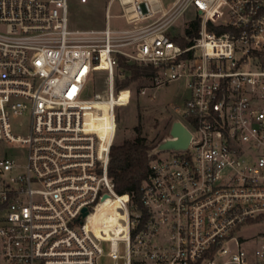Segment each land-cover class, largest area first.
<instances>
[{"label":"built area","instance_id":"built-area-1","mask_svg":"<svg viewBox=\"0 0 264 264\" xmlns=\"http://www.w3.org/2000/svg\"><path fill=\"white\" fill-rule=\"evenodd\" d=\"M121 59L155 69L140 97L184 83L173 110L193 136L151 160L137 196L109 176L118 111L134 99H119ZM100 72L106 94L92 97ZM25 114L29 133L15 136ZM103 256L264 264V0H109L103 29L76 30L69 0H0V264Z\"/></svg>","mask_w":264,"mask_h":264},{"label":"rangeland","instance_id":"rangeland-1","mask_svg":"<svg viewBox=\"0 0 264 264\" xmlns=\"http://www.w3.org/2000/svg\"><path fill=\"white\" fill-rule=\"evenodd\" d=\"M171 1L173 0H163L165 4ZM106 5L107 0H87L85 4L80 3L79 0H69V29H103L105 27ZM113 11L116 12L115 6ZM185 18L193 19L194 10H191ZM121 22V20H112V26H120ZM118 72L121 76L116 79V82L117 80H123L125 75L122 67H120ZM89 84L92 97H94L95 93H100L104 96L107 90V74L104 72L98 73L95 82ZM141 85L149 87L151 82L150 80L136 81L119 94V99L126 101L134 93V99L131 104L120 108L118 111L115 144H121L124 140L132 139L135 136L134 128L139 126V124L142 125L144 136L149 140L158 142L159 138L164 135V128L176 118L173 106L180 101L184 94L185 86L183 82H173L166 86L148 90V95L144 97H140V90L137 89ZM29 127L30 117L28 114L12 117L11 128L15 136H26L29 133ZM18 154L19 156L15 157L16 161L18 164L23 165L26 157L25 149ZM165 156L167 154L160 155V157ZM252 232H254V229L245 231V233ZM98 264H112V262L106 256H103Z\"/></svg>","mask_w":264,"mask_h":264},{"label":"trees","instance_id":"trees-1","mask_svg":"<svg viewBox=\"0 0 264 264\" xmlns=\"http://www.w3.org/2000/svg\"><path fill=\"white\" fill-rule=\"evenodd\" d=\"M198 26L199 23H196V28ZM120 67L124 69L125 75L123 80H117V90L127 89L136 81H151L155 75L154 68L127 63L124 59H121ZM142 87L144 86H138L137 89L140 90ZM173 121L164 128V135L159 138V141L168 134ZM134 131L135 136L132 139L124 140L121 144H114L112 146L109 176L113 179L116 191L119 194L129 193L137 196L142 184L148 178L151 160L157 157L150 159L148 151L154 148L159 141L149 140L144 136L142 125L140 124Z\"/></svg>","mask_w":264,"mask_h":264},{"label":"water","instance_id":"water-1","mask_svg":"<svg viewBox=\"0 0 264 264\" xmlns=\"http://www.w3.org/2000/svg\"><path fill=\"white\" fill-rule=\"evenodd\" d=\"M192 134L187 127L178 119H175L166 136L157 145L148 151V157L159 156L167 152L184 153L192 141Z\"/></svg>","mask_w":264,"mask_h":264},{"label":"bare ground","instance_id":"bare-ground-1","mask_svg":"<svg viewBox=\"0 0 264 264\" xmlns=\"http://www.w3.org/2000/svg\"><path fill=\"white\" fill-rule=\"evenodd\" d=\"M102 106H104V105H102ZM108 124V122H107V119H104V121H102V122H100L99 124H97V128L99 129V130H101V131H104V132H106V130H107V125Z\"/></svg>","mask_w":264,"mask_h":264},{"label":"crops","instance_id":"crops-1","mask_svg":"<svg viewBox=\"0 0 264 264\" xmlns=\"http://www.w3.org/2000/svg\"><path fill=\"white\" fill-rule=\"evenodd\" d=\"M109 2V0H107V3ZM85 4V3H84ZM114 6H115V8H116V10H117V5H116V3H115V1L113 2V4H112V8H113V10H114Z\"/></svg>","mask_w":264,"mask_h":264}]
</instances>
